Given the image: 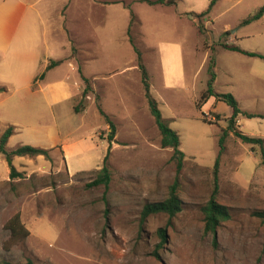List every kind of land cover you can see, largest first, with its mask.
Here are the masks:
<instances>
[{
  "label": "rangeland",
  "instance_id": "rangeland-1",
  "mask_svg": "<svg viewBox=\"0 0 264 264\" xmlns=\"http://www.w3.org/2000/svg\"><path fill=\"white\" fill-rule=\"evenodd\" d=\"M59 1L0 0V14L31 15L13 33L16 57L11 61L8 51L0 53V63H4L0 87L6 90H0V131L10 121L24 125L5 149L31 145L32 139L54 129L56 139L70 146L68 164L72 171L70 176L66 174L49 152L48 159L12 158L18 176L11 178L0 154V260L12 264L28 260L32 264H264V223L252 215L264 210V167L259 150L227 130V119L221 113L196 107L206 88L208 60L213 56L214 91L232 95L245 111L264 114V60L222 48L223 44L234 45L264 55V17L243 23L264 0L216 3L200 20L201 31L189 18L171 17L174 11L183 12L182 4L160 8L134 1L129 6V16H134L129 36L152 79L150 94L159 98L162 118L179 137V150L184 154L179 172L171 160L172 149L159 146L138 68L126 81L121 75L130 59L137 66L132 45L131 50L124 43L125 51L120 53L111 48L117 39L113 33H103L100 27L96 36L101 13L92 16L81 8L67 20L72 32L67 38L75 48L70 59L74 57L81 64L91 57L86 51L96 54L88 67L89 73L99 78L94 83L97 91L89 82L87 97L72 101L87 111L57 112L51 100L29 93L30 75L43 72V65L57 58L64 51L61 46L66 45V35L55 28L64 14ZM188 1L202 12L211 0ZM165 41L180 43L187 78L182 88L173 91H161L157 84L156 51ZM30 48L33 53H26ZM67 66L61 64L51 75L63 79L69 72ZM74 77L69 75L65 81L72 85ZM98 106L114 125L110 144L109 128ZM201 112L208 124L200 120ZM236 120V131L264 139L263 119L239 115ZM225 131L215 198L227 207L230 218L220 223L213 243L212 236L203 233L201 208L214 190L213 164ZM108 146V187H88L103 165ZM175 181L182 210L170 225L163 213L141 219L143 206L166 199ZM16 213L29 233L24 239H13L4 227ZM158 229H166L162 245Z\"/></svg>",
  "mask_w": 264,
  "mask_h": 264
},
{
  "label": "crops",
  "instance_id": "crops-1",
  "mask_svg": "<svg viewBox=\"0 0 264 264\" xmlns=\"http://www.w3.org/2000/svg\"><path fill=\"white\" fill-rule=\"evenodd\" d=\"M134 1L139 0H61L59 1V7L63 9L64 14L60 17V23H57L55 28H58L66 35V45H62L61 48L64 49L63 52H60L59 56L55 59H51L47 61L45 66L43 65V72H36L34 74H31L28 80L30 81V84L28 87V91L33 96L39 94H42L46 99L51 100L52 104L56 107L57 112L62 111L63 109H67V111L73 114H84L87 111V108H82L81 104H73L72 101L77 99L78 97L83 99V97H87V94L83 96V90L85 88V85L83 86V78L88 81V83H92L94 87L93 91L96 92V87L94 83L96 82L95 75L89 73V67L88 65L92 62L94 58H96V54L92 53L91 51H86L87 54H91V57L84 61L83 63L78 64L77 61L73 58L70 59L72 51V42L70 39H68L67 35L72 34L69 24H68V16H74L75 14H78V9L85 8L87 11L93 16L94 13L97 14V17L100 16V13L103 15V19L99 21V23L96 25L98 28L96 29L97 37L99 33V28L101 27L103 29V33H108L117 36V39H115V43L112 45V50L118 51L120 53L125 51L124 43H127L130 46V49L132 50L130 41H129V33H130V27H129V9L128 7L132 5V3H136ZM225 0H218L216 3H221ZM137 2V3H138ZM216 3L213 5L211 10L215 7ZM177 4H182L184 6L183 12L174 11L171 14L172 18H176L178 20H184L188 19L183 14L185 13H200L198 10L194 7L193 3L189 2L188 0H177L175 3V7H177ZM160 8H171L172 6H164V5H156ZM174 6V5H173ZM59 8V9H60ZM210 10V12H211ZM209 12V13H210ZM29 14H0V53L4 50L8 51V58L12 61L13 57L15 56V51L17 50L15 47L12 46L13 44V33L17 31L18 25L21 21L28 20L27 17H30ZM264 17V16H262ZM41 19V18H40ZM102 21V22H101ZM46 25V24H45ZM98 29V30H97ZM129 31V32H128ZM31 44L33 39L29 38L28 40ZM15 42V41H14ZM98 44L97 47L99 50H101L100 44L98 41H96ZM16 43V42H15ZM28 46V44H26ZM67 47V49H65ZM32 48L28 49L26 53H30V50ZM75 50V48L73 47ZM33 50V49H32ZM31 52L33 53V51ZM157 58H158V78H157V84L161 91H173L179 88H182L185 85V82L187 80L184 66H183V60H182V50L179 42L176 41H165L161 42L157 48ZM34 55H32V60L34 61ZM50 61H56L59 62L57 65L53 66L51 69L46 70V66L49 64ZM132 62H134V59H130V62L120 71L121 75H123L124 80L126 81V78L131 75L135 74L137 70L136 65H132ZM68 65L70 64V67L67 66L68 71L63 79L58 78L57 76L51 75L52 71L56 70L60 65ZM4 63H0V68H2ZM146 68V66H145ZM147 74L149 75V83H150V89L153 88L152 79L150 77V74L146 68ZM132 72V73H131ZM43 73V77L40 78V75ZM70 75V78L74 77V81L72 85H69L65 80ZM28 81V82H29ZM157 86V87H158ZM1 91H6L3 89L4 87H0ZM153 97V96H152ZM154 98V97H153ZM156 98V97H155ZM154 98V99H155ZM157 104L159 98L155 99ZM71 102L68 104V107H61L62 105ZM238 103V102H237ZM239 106V104H238ZM11 108V107H10ZM204 108H207L208 111L205 112H216L221 113L223 118H229L231 115V110L228 106L224 105L222 102L216 101L214 98H210L207 100V102L202 107L201 111H203ZM240 108V106H239ZM77 110V112L75 111ZM241 111H245L240 108ZM251 114H259L264 115L260 113H252ZM238 124V120H236ZM8 126L13 127V135L9 138L13 139L14 136L18 133V129L22 128L24 125L20 124L16 121H10L6 123L4 128L0 131L1 133L4 131V129ZM19 127V128H18ZM51 129L46 130V134L41 135L42 138H36L32 139V142L30 143L33 145V147L41 148L44 150H47L48 153H52L56 156V158L59 160L60 165L64 167V170L66 174L69 176L72 174V171L69 169L68 164V157H69V144H63L59 140L56 139V135ZM56 132V131H55ZM57 133V132H56ZM255 138V137H254ZM8 140V141H9ZM264 140V139H263ZM22 143V142H20ZM20 144L19 146H21ZM16 148V147H15ZM41 157V156H38ZM79 157H82V155H79ZM99 170V169H98ZM86 172V171H84Z\"/></svg>",
  "mask_w": 264,
  "mask_h": 264
},
{
  "label": "trees",
  "instance_id": "trees-1",
  "mask_svg": "<svg viewBox=\"0 0 264 264\" xmlns=\"http://www.w3.org/2000/svg\"><path fill=\"white\" fill-rule=\"evenodd\" d=\"M176 1L177 0H139V2L146 3L149 6H156V5L173 6L175 5ZM217 1L218 0H211L208 7L200 13H185L183 15L189 18L190 20H192L195 23V25L198 27L199 31H201L202 26H201L200 20L210 12L211 8ZM262 16H264V5L257 7L254 10L253 15L249 16L243 23L247 24L249 22L258 20ZM133 17L134 16L131 14L130 21H129V27H131L132 23L134 22ZM224 34L228 35L229 32L226 31L224 32ZM129 41L136 54L137 68L140 72L141 84L143 87L144 97L146 99L148 110H149L151 117L153 118L154 124L159 133V137H160L159 146L162 149L164 148L172 149L171 160L175 162L176 170L177 172H179L182 168L183 160H184V154L179 150V146H180L179 137L176 134V132L173 131L169 127L168 122L162 118L161 112L158 108V104L156 100L151 96L150 91H149V88H150L149 77H148L146 68L142 63L141 53L132 44L131 38H129ZM222 48L225 50L237 52V53L249 56V57H256L261 60H264V55H261L258 53L246 52L234 45L223 44ZM72 51H74L73 47H72ZM58 63L59 62H56V61H50L49 64L46 66V70L51 69L53 66L57 65ZM214 67H215V58L211 56L209 57L207 67H206V72L208 75V79L206 81V88L200 94L199 98L196 100V107L199 111H201L204 104L210 98H214L216 101L225 103V105L228 106L231 110L230 117L226 118L228 122L227 130L231 131L233 135L236 138H238L242 143L251 145L252 147L257 146L259 150V155H260V164L264 167V140L261 138H254V137L243 135L233 128V124L239 115L244 116L245 118H248V119L260 118L263 120H264V115L251 114L248 112L241 111L238 106L237 101L234 99V97H232V95L216 93L213 89V84L215 81V73L213 71ZM42 77H43V73L40 75V78ZM82 80L85 84V88L82 94L83 96H85L87 91L89 90L88 81L84 78ZM0 90L2 89L0 88ZM75 111L77 112L76 109ZM98 111H99V114L103 117L105 123L108 125L109 133L107 135V140H108V144H110L113 139V135H114V125L110 121V119L102 112L99 106H98ZM200 120L203 123L208 124V122L204 118L203 112H201ZM12 135H13L12 126L6 127L0 135V154L3 156L10 170L11 178L18 176V173L15 171V168L12 164V158L14 157H37V156H42L45 159L49 158L47 150L33 147L31 145H21V146H17L13 150L7 151L5 149V146L9 138ZM226 135H227V131H225L222 134V136L219 138V141H218L219 151H218V155L213 164L214 190L211 196L209 197V199L206 201V203L201 208V212L203 214V233L205 235H208V234L211 235L213 243L216 240V230L219 227L220 223L223 221H227L230 218V213L227 207L219 204L215 198L216 192H217L218 159H219V154L222 151L223 138ZM108 153H109V146L107 147L106 154L103 158L102 167L99 170H97L95 177L87 184L88 187L103 186L104 189H107L108 184L110 182V177H111V171L109 167L107 166ZM177 189H178V185H177V182L175 181L170 186L166 199H164L163 201H159V202L146 203L141 210V219L145 220V218H147L149 215L163 213L168 216L167 224L169 226L171 219L182 210L181 201L177 195ZM252 215L264 223V210L254 211ZM4 227L5 229L9 231L10 236L16 240L24 239L29 234L28 231L21 224L18 213L10 217L6 221ZM157 234L160 239V245H162V243L165 242L166 240V229H158ZM154 256L155 257L158 256L156 252L154 253ZM0 264H12V263H10L7 260L1 259ZM24 264H32V262L28 260Z\"/></svg>",
  "mask_w": 264,
  "mask_h": 264
}]
</instances>
